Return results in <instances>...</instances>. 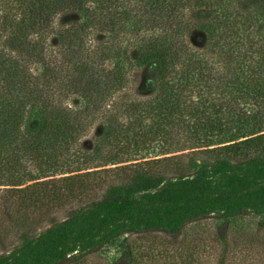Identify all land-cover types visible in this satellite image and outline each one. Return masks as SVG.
I'll list each match as a JSON object with an SVG mask.
<instances>
[{"label":"trees","instance_id":"obj_1","mask_svg":"<svg viewBox=\"0 0 264 264\" xmlns=\"http://www.w3.org/2000/svg\"><path fill=\"white\" fill-rule=\"evenodd\" d=\"M177 153L213 159L139 171ZM0 201L20 240L0 236V264L264 215V0H0Z\"/></svg>","mask_w":264,"mask_h":264},{"label":"rangeland","instance_id":"obj_2","mask_svg":"<svg viewBox=\"0 0 264 264\" xmlns=\"http://www.w3.org/2000/svg\"><path fill=\"white\" fill-rule=\"evenodd\" d=\"M141 71L132 74V87L146 89L147 75L142 80ZM142 80V82H141ZM142 92V91H141ZM152 149L149 150L151 153ZM175 156L172 161L160 165H148L139 169L161 174L185 173L194 170L193 161L203 163L211 161L208 154ZM151 157V156H150ZM161 156L158 158H162ZM156 159L154 156L146 160ZM124 176L117 172L100 173L99 192L106 191L110 185L120 183ZM2 202V201H0ZM80 205L71 204L54 209L43 217L38 233L52 227L51 222H63ZM47 212V208L41 209ZM21 224V222L19 223ZM11 223L0 217V236L6 238L12 246L20 244L16 229ZM19 231L23 230L18 228ZM18 234V232H17ZM1 254V252H0ZM264 264V215L243 211L223 219L216 214L201 216L197 220L187 221L174 234L164 231L123 232L118 240L104 243L86 253L75 252L58 264Z\"/></svg>","mask_w":264,"mask_h":264},{"label":"water","instance_id":"obj_3","mask_svg":"<svg viewBox=\"0 0 264 264\" xmlns=\"http://www.w3.org/2000/svg\"><path fill=\"white\" fill-rule=\"evenodd\" d=\"M124 264H126V263L124 262Z\"/></svg>","mask_w":264,"mask_h":264}]
</instances>
